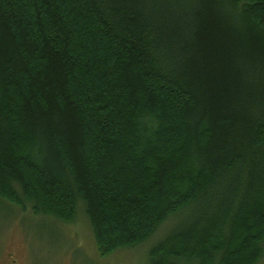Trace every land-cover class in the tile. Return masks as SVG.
I'll return each mask as SVG.
<instances>
[{"label":"trees","instance_id":"16d2710c","mask_svg":"<svg viewBox=\"0 0 264 264\" xmlns=\"http://www.w3.org/2000/svg\"><path fill=\"white\" fill-rule=\"evenodd\" d=\"M0 202L99 257L262 261L264 0H0Z\"/></svg>","mask_w":264,"mask_h":264},{"label":"rangeland","instance_id":"374dc122","mask_svg":"<svg viewBox=\"0 0 264 264\" xmlns=\"http://www.w3.org/2000/svg\"><path fill=\"white\" fill-rule=\"evenodd\" d=\"M3 206L0 202V264H10L11 258L17 264L148 263L146 252L154 239L150 245L144 243L99 257L90 226L84 217L79 216L78 211L75 224L62 225L63 233L68 239L60 236L58 226L51 229L48 224H44L46 221L42 218L38 219L28 212L18 214ZM15 217H19L20 223L23 222L28 227L24 230ZM166 229L163 227L158 231V239ZM257 264H264V259Z\"/></svg>","mask_w":264,"mask_h":264},{"label":"flooded vegetation","instance_id":"af4514ba","mask_svg":"<svg viewBox=\"0 0 264 264\" xmlns=\"http://www.w3.org/2000/svg\"><path fill=\"white\" fill-rule=\"evenodd\" d=\"M9 259H10V257H9ZM9 263L10 264H17L12 258L10 259Z\"/></svg>","mask_w":264,"mask_h":264}]
</instances>
